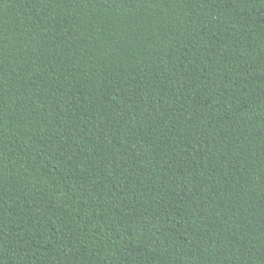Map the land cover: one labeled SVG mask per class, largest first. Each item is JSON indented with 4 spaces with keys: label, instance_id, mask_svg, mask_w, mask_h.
Masks as SVG:
<instances>
[{
    "label": "trees",
    "instance_id": "obj_1",
    "mask_svg": "<svg viewBox=\"0 0 264 264\" xmlns=\"http://www.w3.org/2000/svg\"><path fill=\"white\" fill-rule=\"evenodd\" d=\"M0 264H264V0H0Z\"/></svg>",
    "mask_w": 264,
    "mask_h": 264
}]
</instances>
